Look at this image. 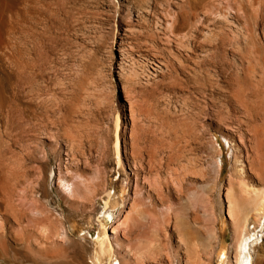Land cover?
<instances>
[{
	"label": "rangeland",
	"instance_id": "374dc122",
	"mask_svg": "<svg viewBox=\"0 0 264 264\" xmlns=\"http://www.w3.org/2000/svg\"><path fill=\"white\" fill-rule=\"evenodd\" d=\"M243 55L264 74V0H0V264H235L227 195L264 190Z\"/></svg>",
	"mask_w": 264,
	"mask_h": 264
},
{
	"label": "bare ground",
	"instance_id": "6f19581e",
	"mask_svg": "<svg viewBox=\"0 0 264 264\" xmlns=\"http://www.w3.org/2000/svg\"><path fill=\"white\" fill-rule=\"evenodd\" d=\"M175 22H176V18H174L172 20V23L170 24V26L173 27ZM179 42L183 43L182 39H180ZM219 43L221 45L225 44L224 40H220ZM238 48L240 49V47H238ZM241 57H242L241 60L243 59V62L245 60L246 67L244 68V70H242L243 75H239V76L235 77L234 83H232V87L230 88L229 93H230L232 99L237 103V105H240V107L243 108L244 112L247 114L248 119H247L246 123H247L248 129L257 138L261 135L260 133L263 132V129H264V122L262 120L263 118L259 119V115H260L259 110L262 106V103L264 102V100H263L264 97L261 96L262 99H261V97L259 98V99L263 100V102L260 101L262 103H258L256 100L258 95L261 94L260 92L264 89V74L262 73L261 75H258L255 72V65L253 64V62L258 63L259 60L257 62L256 59L255 60L253 59L254 60L253 61L251 59V57H248L247 55H245V56L243 55ZM263 94L264 93H262L261 95H263ZM259 99H258V101H259ZM131 115L133 116V114H131ZM191 115H193V114H191ZM193 120H194V118H193ZM183 123H186V122H182V124ZM187 124H188V122H187ZM189 124H191V123H189ZM195 124L196 123H194L193 126H195ZM180 126H182V125H180ZM172 127H169L168 130H172V129L174 130V127L173 128ZM118 128H119V126H118V119H117L116 136H115L117 155L119 154V140H120ZM170 128H172V129H170ZM183 128H184V126H183ZM186 128L184 130H182L181 132L179 131L181 134L180 136H178L176 134V131L174 134L172 133L173 138L170 136L172 138V141H170V139L166 140L169 143H167V142H165V143H167L169 145L167 146L165 144L166 145L165 147H168L166 150L167 153H165L166 154L165 160L160 159L161 161L158 162V160L156 159V156H158L157 152H156L157 149L156 150L154 149L153 151L150 150L151 148L148 149L149 151L146 153L147 159L146 158L145 159H146V162L148 163L147 167L149 170L148 172H150V174L152 171H155L157 163H159L160 165H163V162H164V163H166V165H168V164L172 163V161L175 162L174 159H178L179 155L182 156L183 148H186L187 146H189L191 144V140L192 139L194 140V138H192V137H194L193 136L194 133L196 134V131L199 130L198 128L194 129L191 127L193 130V132H192V130L190 128H187V129ZM197 133H199V131ZM169 134L171 135V131ZM166 137H169V136H166ZM136 139H137V137H136ZM138 145H139L138 143L136 144V142H134L132 147H131L132 153L130 152L131 156H132L133 164L136 167V171H135L136 174H134V175H138V173H141L144 170L143 169V163H142L143 150H141ZM162 145H164V144H162ZM162 145H161V147H163ZM165 147H163V149ZM188 148L189 147H187V149ZM158 150H161V149H158ZM160 153L161 152H159L158 154H160ZM180 153H182V154H180ZM141 157H142V159H141ZM184 165H183V167H184ZM259 171H261V170H259ZM218 172L219 171L216 172V175ZM157 173H159V172H157ZM157 178H158V175H157ZM61 179H64V178H61ZM61 179H59V180H61ZM64 181H67V180L64 179ZM150 185H148V186H150ZM241 185H242L241 186L242 187L241 188V195H240L241 197H239L238 199H233L229 193H228L229 196L227 195V199L229 202V206H228V210H227L228 216H229L231 223L234 227V238H233V246L232 247H233L234 253H235V264H252V256H251L252 252L251 251H252L253 247L261 244L264 241V240H262V238L264 237V190L256 189V188H254V186L248 184L244 180H242ZM152 187H150V191H151ZM152 200H154V199L152 198ZM150 201H151V199H150ZM152 205L153 204H151V206ZM0 242L2 243L1 239H0ZM99 246H100V249L102 251V254H107L109 259H110V257L113 256L112 252L114 249H113L111 242H109L108 238H105V240L103 239V241L100 242ZM98 261H99V263L101 262V257H99ZM111 264H120V263L118 261L114 260L113 263H111Z\"/></svg>",
	"mask_w": 264,
	"mask_h": 264
}]
</instances>
